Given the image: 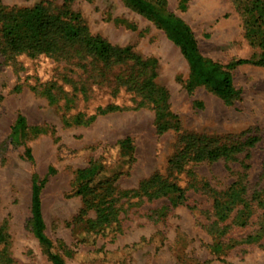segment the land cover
I'll use <instances>...</instances> for the list:
<instances>
[{"label": "rangeland", "instance_id": "1", "mask_svg": "<svg viewBox=\"0 0 264 264\" xmlns=\"http://www.w3.org/2000/svg\"><path fill=\"white\" fill-rule=\"evenodd\" d=\"M47 1L65 5L91 36L149 63L167 108L159 121L153 105H140L142 93L122 86L136 61L107 68L87 58L83 69L44 54H4L0 45V264H52L50 255L65 264H264L262 212L249 226H241L247 212L238 215L239 224L230 218L215 225L214 200L201 190L208 184L226 192L243 164L250 166L249 182L264 186V67L232 72L240 96L229 104L205 86L189 89L181 50L124 0H0V10ZM148 1L181 19L207 60L225 66L264 53V0ZM107 106L118 110L97 115ZM19 116L26 129L13 137ZM246 131L261 140L238 162L171 170L182 135ZM126 139L132 149L120 151L117 144ZM88 169L94 173L83 176ZM156 174L185 190L187 199L150 200L155 188L141 191V185ZM45 179L40 199L50 247L34 235L31 213L33 182Z\"/></svg>", "mask_w": 264, "mask_h": 264}, {"label": "trees", "instance_id": "2", "mask_svg": "<svg viewBox=\"0 0 264 264\" xmlns=\"http://www.w3.org/2000/svg\"><path fill=\"white\" fill-rule=\"evenodd\" d=\"M133 10L145 16L157 27L163 29L169 39L181 50L190 67L191 80L189 89L193 86H205L213 93L223 98L227 103L232 104L240 96L233 84L232 72L243 65L255 64L264 67V53L257 61L238 60L228 65H221L211 60L205 59L199 52L197 41L191 29L179 18L172 15H163L156 5L148 0H124ZM0 45H3L4 54H30L34 56L47 55L60 58L73 65L83 68L87 58H91L95 65L103 64L107 68L112 66L129 67L130 61H136L131 72L125 75L122 86L129 90L142 93L146 103L153 105L159 121L164 117L166 106V92L157 88L154 80L156 73L149 72V63L136 59L128 50L115 48L100 37L91 36L88 28L84 26L79 17L70 12L64 5L53 7L49 1L42 2L33 9H10L0 10ZM137 69V71H136ZM120 79V78H119ZM145 92V94H144ZM149 106V105H148ZM118 110L114 106L98 108L97 115H107ZM96 115V116H97ZM96 116L94 118H96ZM159 128L165 131L164 125L159 124ZM26 129V120L19 116L13 128V137H17ZM257 131H246L239 135H230L223 138L209 137L197 134H185L179 139L178 149L169 164L171 170L179 173L188 172L187 166L200 163H217L219 161L238 162V156L245 153L248 149L254 148L261 140ZM120 151L131 150L130 139L120 141L117 144ZM249 165L243 164V171L239 179L234 182L226 192H218L203 185L201 190L214 200L213 211L217 213L219 222L232 219V224L239 221V214L247 212L248 216L241 226L252 224L251 217L262 212L260 217L264 219V186L253 185L249 182ZM94 169L85 170L82 173L87 177L92 175ZM54 171L51 170V174ZM264 180V171L260 176ZM46 183L33 182L32 186V226L33 232L38 241L47 247L51 242L45 235V223L40 199L41 190ZM141 191L155 188L151 193H147L150 200L168 197L177 194L178 199H187L185 190L181 189L175 182L168 181L162 175L156 174L148 181L143 182ZM182 204V203H180ZM256 204V208H254ZM243 210H240V207ZM235 213V216L232 215ZM106 218V217H105ZM259 237H264V225L260 230ZM256 236V237H258ZM248 237V241L252 240ZM52 264H65L64 260L58 255H50Z\"/></svg>", "mask_w": 264, "mask_h": 264}]
</instances>
